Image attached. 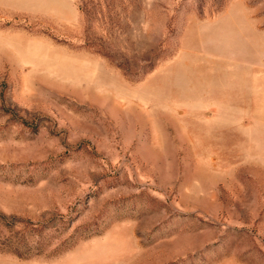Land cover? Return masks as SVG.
Listing matches in <instances>:
<instances>
[{
	"label": "rangeland",
	"instance_id": "374dc122",
	"mask_svg": "<svg viewBox=\"0 0 264 264\" xmlns=\"http://www.w3.org/2000/svg\"><path fill=\"white\" fill-rule=\"evenodd\" d=\"M0 264H264V0H0Z\"/></svg>",
	"mask_w": 264,
	"mask_h": 264
}]
</instances>
